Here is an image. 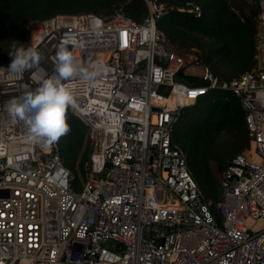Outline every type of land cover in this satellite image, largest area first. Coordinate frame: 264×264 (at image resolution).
<instances>
[{
  "label": "built area",
  "instance_id": "obj_1",
  "mask_svg": "<svg viewBox=\"0 0 264 264\" xmlns=\"http://www.w3.org/2000/svg\"><path fill=\"white\" fill-rule=\"evenodd\" d=\"M145 1L141 20L124 5L32 19L25 48L39 62L23 73L0 64V264H264V0H255L256 64L231 79L180 54L159 27L176 12L201 16V5ZM65 40L82 67L107 69L62 81L76 86L69 109L92 148L78 186L58 142H30L25 121L8 111L58 75ZM197 66L202 74L189 71ZM215 90L239 96L250 147L223 169L213 203L173 133L184 109Z\"/></svg>",
  "mask_w": 264,
  "mask_h": 264
},
{
  "label": "trees",
  "instance_id": "obj_2",
  "mask_svg": "<svg viewBox=\"0 0 264 264\" xmlns=\"http://www.w3.org/2000/svg\"><path fill=\"white\" fill-rule=\"evenodd\" d=\"M161 1L184 5L188 0ZM192 1L201 5V16L176 12L159 22L175 50L180 52V47L188 50L196 47V61L225 79L252 69L256 64L259 2ZM119 5H124L126 12L137 20L143 19L148 12L145 0H0V64L11 63L10 51L29 45L27 25L32 19L82 12L106 15ZM244 7L249 9L248 14L238 11ZM179 77L190 78L180 74ZM197 83L202 84L203 80L198 79ZM66 122L69 131L57 140L59 152L66 167L74 171L77 157L82 152L80 166L84 172L92 151L88 126L69 108ZM173 138L186 152L189 167L200 188L215 203L221 197V186L212 173L211 162L216 160L223 166V162L228 164L234 156L250 147L246 116L239 96L230 91L215 90L185 108ZM78 184L77 178L75 185Z\"/></svg>",
  "mask_w": 264,
  "mask_h": 264
},
{
  "label": "clouds",
  "instance_id": "obj_3",
  "mask_svg": "<svg viewBox=\"0 0 264 264\" xmlns=\"http://www.w3.org/2000/svg\"><path fill=\"white\" fill-rule=\"evenodd\" d=\"M71 43L73 41L65 40L57 50L58 75L43 79L34 91L28 92L22 99L14 98L10 102L8 111L13 120L19 118L25 121L30 142L51 145L69 131L66 111L70 106L75 107L77 93L74 84H64L62 81L74 78L91 80L99 73L107 71L102 63L92 64L89 68L82 67L73 51L68 48ZM9 55L12 59L8 70L16 73L30 70L40 59L33 47L21 46L10 51Z\"/></svg>",
  "mask_w": 264,
  "mask_h": 264
},
{
  "label": "rangeland",
  "instance_id": "obj_4",
  "mask_svg": "<svg viewBox=\"0 0 264 264\" xmlns=\"http://www.w3.org/2000/svg\"><path fill=\"white\" fill-rule=\"evenodd\" d=\"M238 11L240 13L248 14L249 9L247 7H244L241 10L238 9ZM179 51H180L179 53H181L182 55L186 56L188 59H192V58L195 59L196 57H198L197 56L198 55V52H197L198 49L196 47H193L190 50L186 49L185 47L184 48L180 47ZM189 71L190 72L195 71L197 73L202 74L203 71H204V68H203V66L190 67ZM81 155H82V152H80V154L77 157L76 167H75L76 168L75 172H76V175H77V178H78L79 182H81V180L83 179V175H84V172L81 170V166H80ZM252 156H253V158L255 160H257V161L260 160V157L258 155H256L254 152H253ZM225 164H227V161L223 162L222 165L224 166ZM223 166H221L216 160H213L211 162V170H212V173L215 175L217 183H218L219 186H221L220 185V180H221V173H222V171L224 169ZM213 209L216 211L215 207H213Z\"/></svg>",
  "mask_w": 264,
  "mask_h": 264
},
{
  "label": "water",
  "instance_id": "obj_5",
  "mask_svg": "<svg viewBox=\"0 0 264 264\" xmlns=\"http://www.w3.org/2000/svg\"><path fill=\"white\" fill-rule=\"evenodd\" d=\"M4 191L0 190V193H3Z\"/></svg>",
  "mask_w": 264,
  "mask_h": 264
},
{
  "label": "snow or ice",
  "instance_id": "obj_6",
  "mask_svg": "<svg viewBox=\"0 0 264 264\" xmlns=\"http://www.w3.org/2000/svg\"><path fill=\"white\" fill-rule=\"evenodd\" d=\"M193 95H195V93H193Z\"/></svg>",
  "mask_w": 264,
  "mask_h": 264
}]
</instances>
